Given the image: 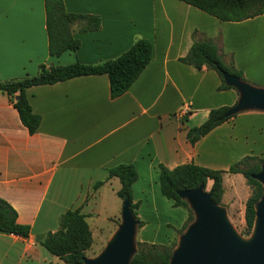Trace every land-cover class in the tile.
Instances as JSON below:
<instances>
[{
  "label": "crops",
  "instance_id": "crops-1",
  "mask_svg": "<svg viewBox=\"0 0 264 264\" xmlns=\"http://www.w3.org/2000/svg\"><path fill=\"white\" fill-rule=\"evenodd\" d=\"M64 4L68 12L99 16L102 24L97 31H83L82 24H75L73 34L81 41L80 48L51 57L45 0H0V81L34 76L41 65L98 64L122 55L139 39L152 42L153 57L117 98L111 96L106 74L28 88L33 111L41 116L34 135L9 96L0 91V198L17 210L21 224L31 227L27 238L0 234V264H54L56 256L40 241L59 229L60 217L71 209L81 208L93 238L101 235L103 223L122 212L116 200L121 181L108 178V169L118 164L133 163L139 172L133 201L139 203L140 219L146 217L143 207L148 202L158 214L163 206L180 216L176 226L166 223L173 235L187 222L189 212L162 195L161 164L169 169L195 163L228 170L246 156L264 158V111L241 112L195 144L190 142L189 131L195 133L212 109L235 105L239 93L221 90L215 70L180 60L189 53L198 30V38L218 42L225 62L233 56L245 78L264 87V14L222 21L182 0H64ZM235 178L247 186L242 174H225L221 205L228 216L239 215L245 224V206L237 211ZM99 181L104 184L95 189ZM119 224L120 220L110 237Z\"/></svg>",
  "mask_w": 264,
  "mask_h": 264
},
{
  "label": "trees",
  "instance_id": "trees-1",
  "mask_svg": "<svg viewBox=\"0 0 264 264\" xmlns=\"http://www.w3.org/2000/svg\"><path fill=\"white\" fill-rule=\"evenodd\" d=\"M196 8L215 16L222 21L239 22L264 14V0H182ZM47 33L49 39V54L60 57L67 51L75 52L81 46V41L73 34V26L82 24L83 31H97L102 20L99 16L68 12L64 0H45ZM200 32L196 30L194 42L189 53L181 58L183 63L198 69L215 70L221 77L220 89H235L226 84L223 71L240 77L250 83L241 70L234 65L233 56L229 63L224 61V54L218 42L204 36L198 38ZM153 57V44L150 40L139 39L134 45L117 58L98 64H84L75 62L68 65H41L34 76L0 81V91L6 93L14 103L21 122L31 135L37 133L41 116L33 111L27 95V89L33 86L55 84L72 78L86 75L106 74L110 80L112 98L125 94L139 78ZM231 106H222L211 110L208 119L199 128L200 134L189 131L188 139L195 144L201 137L207 135L216 127L236 117H228L226 113ZM264 158L246 156L230 166L228 170L212 169L195 163L182 164L169 169L161 164L160 188L166 198L173 201L175 207H184L189 212L188 220L194 221L192 209L188 202L182 199L180 193L193 190L201 184L211 185L207 191L212 199L221 205L225 187L224 176L227 173L242 174L252 193L245 203V226L247 233L253 230L256 219V204L262 196V184L254 178L261 171ZM117 177L121 181L118 196L124 200L129 198L135 217L139 220L138 228L146 222L138 216L139 203L133 201V185L139 179V172L133 163H121L108 169V178ZM104 184L99 181L95 189ZM188 226L184 224V230ZM0 234H15L24 238L31 235V227L18 221L17 210L5 199L0 198ZM52 255L64 260L67 264H82L87 257V251L94 244L93 234L87 221V216L81 208L66 211L60 217L59 229L49 232L41 241ZM137 252L131 264H170L173 252L178 243L158 244L139 241L136 243Z\"/></svg>",
  "mask_w": 264,
  "mask_h": 264
},
{
  "label": "water",
  "instance_id": "water-1",
  "mask_svg": "<svg viewBox=\"0 0 264 264\" xmlns=\"http://www.w3.org/2000/svg\"><path fill=\"white\" fill-rule=\"evenodd\" d=\"M222 74L226 84L239 93L237 103L226 116L264 111V87L254 86L226 71ZM195 133L199 135L200 130ZM254 178L262 184V196L256 204V219L249 238H243L235 230L226 209L212 199L205 184L180 193L195 219L181 235L170 264H264V164ZM131 206V200L124 198L117 231L98 256L85 257L82 264H131L137 252L139 225Z\"/></svg>",
  "mask_w": 264,
  "mask_h": 264
},
{
  "label": "rangeland",
  "instance_id": "rangeland-1",
  "mask_svg": "<svg viewBox=\"0 0 264 264\" xmlns=\"http://www.w3.org/2000/svg\"><path fill=\"white\" fill-rule=\"evenodd\" d=\"M251 84V83H250ZM255 86V85H254ZM235 181L237 183V192H234V184H231L232 191L234 192L235 201L237 202V211H243L245 206V201L248 196L252 193V188L248 186H243L240 184L241 178H235ZM247 183V182H246ZM243 184V183H242ZM210 184L207 186V190L209 189ZM247 187V188H246ZM231 192V191H230ZM116 200L118 202V208L119 203L121 204L123 200L120 197H116ZM112 202L110 201V204ZM114 210L117 208L114 205ZM144 214H146L145 219H141L146 222L147 226L145 228H137V234H136V243L141 241L140 239H146V240H155L156 243H165L172 244V243H179V239L181 235L186 231V229L192 224L189 220L185 223L188 227L184 230L182 227L179 230H175L174 234L171 235L170 231H173V229H169L168 226H166L167 222H170L173 226H176V224L180 221V216L178 214H174L168 211V209H165V207L160 206V213L154 211V205L151 202L144 203ZM119 210V209H118ZM121 209L118 211V217L114 218L112 221H106L103 223L104 226V232L101 235L95 234L94 235V244L87 251V257H96L98 256L107 246L109 240L112 238L110 237L111 232L115 229L117 226L119 220L121 222ZM194 216V213L192 214ZM231 224L235 228V230L243 237V238H249L252 234V231L250 234L247 233V228L243 222H241V216H228ZM195 218V216H194ZM54 257V256H51ZM55 263L54 264H67L64 260L55 257Z\"/></svg>",
  "mask_w": 264,
  "mask_h": 264
}]
</instances>
